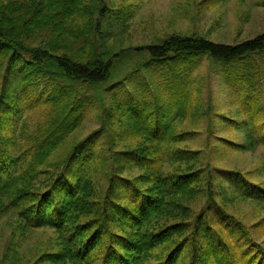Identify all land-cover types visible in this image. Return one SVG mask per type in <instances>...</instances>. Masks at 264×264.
<instances>
[{
    "label": "trees",
    "instance_id": "trees-1",
    "mask_svg": "<svg viewBox=\"0 0 264 264\" xmlns=\"http://www.w3.org/2000/svg\"><path fill=\"white\" fill-rule=\"evenodd\" d=\"M104 1L0 0V264H264V32L234 44L171 35L119 78L122 32ZM204 56L232 111H190ZM125 81L136 85L119 96ZM32 111L34 132L19 126ZM188 115L206 122L202 147H189L197 128L176 129ZM232 154L256 164L218 165ZM237 198L263 215L231 212ZM37 230L51 232L44 249L18 254Z\"/></svg>",
    "mask_w": 264,
    "mask_h": 264
},
{
    "label": "rangeland",
    "instance_id": "rangeland-1",
    "mask_svg": "<svg viewBox=\"0 0 264 264\" xmlns=\"http://www.w3.org/2000/svg\"><path fill=\"white\" fill-rule=\"evenodd\" d=\"M103 4L115 12L114 17L120 22L113 27L114 30L122 32L116 38L118 41L114 48L118 50L115 75L119 78H122L126 71H131L136 62L147 59L144 49L139 51L138 48L151 43H160L171 35H197L216 42L234 44L264 32V0H105ZM135 80H139V77ZM134 82L125 81L117 90L121 92L117 95L130 96L129 89L133 84L136 85ZM155 89L157 88H154V91ZM230 95L229 86L223 75L218 73L213 61L205 56L201 58L192 74L190 111L195 109L194 114H200L211 109V115L215 112L232 111L236 103ZM153 97L154 95L151 94L147 100L151 101ZM144 100L147 101L145 98ZM39 113L36 111L27 113L28 116L25 118L31 120V123H20L19 126H28L29 130L34 132L37 129L36 119ZM187 118L188 120L176 123V129L181 131L197 128L199 139L190 142L189 147H202L206 140L205 120L202 119L197 123L193 115H188ZM84 125L85 127H82L78 134L77 131L75 132L76 137L83 136L99 123L90 121ZM256 161L254 155L232 154L219 160L218 165L223 167L234 165L247 169L255 165ZM237 199L225 206H232L231 212L235 211L247 222L263 215L253 212L257 204ZM5 222L4 220L0 222V259H3L4 244L9 238ZM50 234V231L37 230L17 248L18 254L34 256L35 251L44 249V242ZM36 240L42 243L39 244V249L34 251ZM2 261L0 260L1 263Z\"/></svg>",
    "mask_w": 264,
    "mask_h": 264
}]
</instances>
